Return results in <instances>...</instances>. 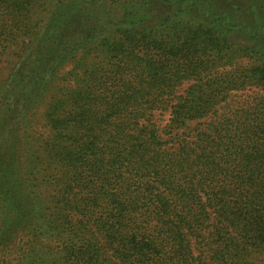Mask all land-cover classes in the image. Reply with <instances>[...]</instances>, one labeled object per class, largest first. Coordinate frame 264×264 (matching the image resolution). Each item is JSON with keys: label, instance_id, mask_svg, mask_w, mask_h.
I'll return each instance as SVG.
<instances>
[{"label": "trees", "instance_id": "16d2710c", "mask_svg": "<svg viewBox=\"0 0 264 264\" xmlns=\"http://www.w3.org/2000/svg\"><path fill=\"white\" fill-rule=\"evenodd\" d=\"M230 3L0 0V264H264V96L218 111L264 49Z\"/></svg>", "mask_w": 264, "mask_h": 264}, {"label": "rangeland", "instance_id": "374dc122", "mask_svg": "<svg viewBox=\"0 0 264 264\" xmlns=\"http://www.w3.org/2000/svg\"><path fill=\"white\" fill-rule=\"evenodd\" d=\"M225 7V6H223ZM222 9V7H217ZM164 9L160 10L163 12ZM228 10L231 13V16L234 17L233 20H229L232 26V34L234 40L237 43L243 45H256L261 44V47L264 49V0H231V3L228 5ZM201 10L200 12H202ZM205 13V12H204ZM202 13L197 14L198 19H203L201 16ZM207 18V17H204ZM194 21H203V20H194ZM260 46V45H259ZM255 59L252 57H244L236 59L233 63L224 66L221 68L224 72L232 73L235 72L238 68H249L255 63ZM68 67V66H67ZM187 83L182 85L179 89V94L187 87ZM264 96V82H257L255 79H248L245 81L244 87L241 89H233L230 92L229 98L226 102L221 103L218 107V111L225 113H231L235 110L237 104L242 102L245 98L253 96ZM48 98L42 102L40 105L39 113H42L48 104ZM40 119V117H38ZM202 120H193L187 122L189 128H194L197 125V122ZM43 121H41L42 124ZM167 122V117H164L161 124Z\"/></svg>", "mask_w": 264, "mask_h": 264}]
</instances>
